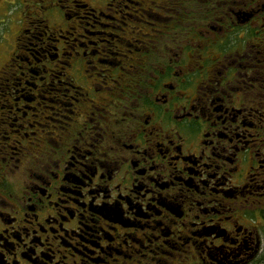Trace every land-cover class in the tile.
I'll return each instance as SVG.
<instances>
[{"label":"flooded vegetation","instance_id":"obj_1","mask_svg":"<svg viewBox=\"0 0 264 264\" xmlns=\"http://www.w3.org/2000/svg\"><path fill=\"white\" fill-rule=\"evenodd\" d=\"M264 0H0V264H256Z\"/></svg>","mask_w":264,"mask_h":264},{"label":"trees","instance_id":"obj_2","mask_svg":"<svg viewBox=\"0 0 264 264\" xmlns=\"http://www.w3.org/2000/svg\"><path fill=\"white\" fill-rule=\"evenodd\" d=\"M258 263L259 264H264V255L262 256L261 260Z\"/></svg>","mask_w":264,"mask_h":264},{"label":"rangeland","instance_id":"obj_3","mask_svg":"<svg viewBox=\"0 0 264 264\" xmlns=\"http://www.w3.org/2000/svg\"><path fill=\"white\" fill-rule=\"evenodd\" d=\"M256 264H259V263H256Z\"/></svg>","mask_w":264,"mask_h":264}]
</instances>
